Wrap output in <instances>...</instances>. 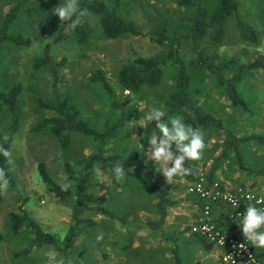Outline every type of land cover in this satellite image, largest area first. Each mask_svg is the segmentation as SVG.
<instances>
[{"label":"rangeland","instance_id":"374dc122","mask_svg":"<svg viewBox=\"0 0 264 264\" xmlns=\"http://www.w3.org/2000/svg\"><path fill=\"white\" fill-rule=\"evenodd\" d=\"M15 1L0 0V23ZM239 1L240 16L257 30L259 39L257 42L243 40L235 18H231L223 44H201L219 62L231 58L240 62L264 58V0ZM60 3L61 0H29L10 31L23 34L30 38L31 43L17 45L7 41L0 50V89L8 91L14 85L22 86L19 97V128L13 135L10 147L12 163H9L20 199L9 189L0 201V264H45V252L50 249L56 252L57 258L64 259L63 252L55 245L37 248L26 257H13L9 214L23 205L59 242L63 241L70 225L75 222L74 200L59 198L50 190V184L40 174L39 164L44 163L51 177L62 187L75 190L78 180L69 178L65 164L69 162L78 167V161L92 154L96 144L91 138L74 133L70 146L63 147L49 127H40L43 120L54 112L41 105V102L55 104L61 97L71 94L84 119L97 129L106 128L115 121L119 111L112 107L103 86L91 79L98 69L104 71L106 80L120 102L129 100L128 106L136 105L140 110V117L129 121L117 137L107 144V153H118L125 158L132 151L138 150L142 164L132 168L133 175H126L123 182L115 183L106 171H102L103 175L100 177L93 176L90 190L98 195H106L108 207L118 215L127 214V221L85 211L83 216L92 218L95 224L81 225L76 245L86 264H140L148 257L144 254L146 249L166 245L172 247L170 236L182 237L183 234L187 238L191 234V225L200 212V206L199 201L189 192V182L197 174L205 173L209 180L221 179L229 185L264 184V144L250 138L264 135V67L256 69L254 77L245 78L238 83V89L251 109L245 111L232 104L224 88L212 75L194 67L195 53L192 45L182 46L180 53L192 75V91L198 102L206 110L222 118L225 127L238 137L250 139L240 142L244 159L242 168L235 162L234 153L223 155L225 130H204L208 146L203 159L197 161L195 176L184 177L179 182L174 179L168 183L158 168L156 170L154 162L147 161L144 155L151 137L147 138L150 122L145 120V116L153 107L163 110L166 106L175 90L176 69L174 66H167L159 85L145 86L137 93L122 88L117 77L121 66L137 57L166 53V44L154 41L151 31L164 12L177 7V0H122L120 15L139 26L142 32L139 35L124 34L110 38L104 33L99 17L90 12L91 17L86 18L82 24L88 33V40L85 42H81L76 31L68 25L62 26L55 35L46 34V18ZM47 45L53 62L64 61L59 68L62 80L56 87L53 86V75L49 67H34L36 58L42 56ZM233 73L234 70L228 71L229 75ZM0 111L1 144V138L5 135L8 137L12 132V116L1 103ZM214 166L216 171L213 178H210V171ZM151 172L155 173L157 182L174 202L168 206L166 222L158 228L151 225L160 218L158 199L149 189L143 188L136 177ZM218 213L219 210H216V214ZM100 233H103V239L97 241ZM198 240L200 244H207L203 239ZM145 262L149 264L151 261L146 259Z\"/></svg>","mask_w":264,"mask_h":264},{"label":"trees","instance_id":"16d2710c","mask_svg":"<svg viewBox=\"0 0 264 264\" xmlns=\"http://www.w3.org/2000/svg\"><path fill=\"white\" fill-rule=\"evenodd\" d=\"M29 0H16L15 4L6 13L0 23V50L7 41L17 45H29L30 38L20 33H12L11 26L15 23L19 13ZM82 8H87L89 12L97 15L104 33L110 38H117L124 34L139 35L141 30L132 20H128L120 15L122 0H79ZM239 0H177V7L169 9L162 14L156 25L151 31L154 41L166 44V53L156 56H140L129 63L121 66L118 72L119 85L132 93L139 92L143 87H153L159 85L164 77L167 66H174L176 69L175 90L166 102L163 111L167 116L183 115L185 122L194 128L204 130H225V147L223 155L234 153L235 162L242 168L243 153L240 142L255 138L259 144H264V135H254L253 137H238L232 130L225 127L222 118L217 117L212 112L206 110L196 99L192 91V75L188 69L187 62L182 57L180 50L183 45H192L195 53L194 67L207 71L212 75L216 82L225 90L226 96L232 104L245 111H250L248 101L241 95L238 83L245 78L254 77V72L258 68L264 67V58L260 57L249 62H240L235 58L217 61L216 58L208 53L202 43L210 45H221L224 43L228 31L229 21L235 18L236 27L243 40L257 42L259 35L257 30L240 16ZM67 23H60L59 18L54 15L52 10L46 18V34L55 35L62 26ZM79 40H88V33L83 25L75 29ZM64 61L53 62L50 55V47L47 45L42 56L36 58L34 67L39 69L43 66L49 67L53 75V86H57L62 80L59 75V68ZM234 70L232 75L228 71ZM93 81L100 83L108 94L112 107L119 111L115 121L104 129H97L81 115V109L74 101L71 94L61 97L57 103L48 104L41 102V105L52 109L51 116L45 118L40 127H49L52 133L58 138L63 147L71 144L74 133L91 138L95 144V151L78 161V167L67 162L65 164L66 173L71 179L78 180L75 190L62 187L49 174L44 163L39 164V171L43 180L50 184V190L59 198L74 200L73 218L74 223L62 242L58 238L47 232L42 225L34 219L29 211L23 207L19 210L11 211L9 214L12 229V255L15 258L26 257L35 249L45 245H55L62 251L64 260H71L72 264H86L82 260L76 237L81 225H94L92 218L84 217L85 211H94L104 214L110 218L127 221V214L118 215L107 205L106 195H98L90 190V182L95 175L92 171L97 163L101 165L102 171L109 172L112 180L117 183L112 168L120 164L125 169L127 175H133L131 169L142 164V157L138 150H134L125 158L121 154H108L107 144L117 137L120 130L132 120L140 117L138 106H128L129 100L120 102L113 87L106 80L104 71L98 69L91 77ZM22 92L20 84L12 86L8 91L0 89V103L3 104L12 116V132L5 142L1 138V144L10 151L13 135L19 128V97ZM167 116L165 119H167ZM2 114L0 111V122ZM155 122H150L147 127V138L153 133H158ZM192 174L187 178L195 176L196 162H190ZM0 167H3L10 179L11 191L20 199V192L17 188L16 179L10 170L7 159L0 154ZM216 171L214 166L210 171V178H213ZM138 182L143 188L153 192L157 199V208L160 218L151 225L155 228L160 227L166 220L168 206L174 202L168 197L165 190L161 188L156 180V175L151 172L147 175H136ZM5 196H0V201ZM2 237L0 236V239ZM75 258V259H74ZM176 264H182L177 257Z\"/></svg>","mask_w":264,"mask_h":264},{"label":"clouds","instance_id":"9594fccd","mask_svg":"<svg viewBox=\"0 0 264 264\" xmlns=\"http://www.w3.org/2000/svg\"><path fill=\"white\" fill-rule=\"evenodd\" d=\"M53 11L60 23H67L72 30L82 25L86 18L91 17L89 10L82 8L79 0H61ZM166 116L165 111L156 107L147 112L145 120L155 122L159 132L153 133L148 139L149 146L144 155L147 161L154 162L156 170L158 168L168 183L173 182L174 179L179 182L180 179L192 174L189 163L202 160L208 145L205 142L204 131L186 123L183 115L167 116L165 119ZM3 139L6 142L7 135ZM0 154L7 159L8 163H12V153L3 144H0ZM92 171L97 177L103 175L99 163L93 166ZM112 172L117 182H123L127 175L120 164L115 165ZM10 187L7 172L0 167V196H6ZM261 202L257 200V204ZM238 224L246 241L254 248L264 249V207L249 204L243 213L242 222ZM102 239L103 233H100L97 241ZM45 256L47 257L45 264H72L71 260L66 262L63 258H57L56 252L51 249L45 252Z\"/></svg>","mask_w":264,"mask_h":264},{"label":"built area","instance_id":"2783aa9c","mask_svg":"<svg viewBox=\"0 0 264 264\" xmlns=\"http://www.w3.org/2000/svg\"><path fill=\"white\" fill-rule=\"evenodd\" d=\"M189 192L200 206L190 231L218 248L224 264H264V252L245 240L238 224L249 204L264 207V194L246 184L233 186L221 179L211 181L202 172L189 182ZM257 200L262 202L257 204ZM216 210L223 212L239 234L224 228L218 221L221 213L216 214Z\"/></svg>","mask_w":264,"mask_h":264},{"label":"crops","instance_id":"0c3cea01","mask_svg":"<svg viewBox=\"0 0 264 264\" xmlns=\"http://www.w3.org/2000/svg\"><path fill=\"white\" fill-rule=\"evenodd\" d=\"M246 185H249L259 193L264 194V184L260 186H253L250 184ZM220 213L221 218L218 221L222 223L224 228L238 233L236 227L226 219L225 215H223V212L219 211V214ZM179 237V235H172L169 237V240L173 242L172 247L166 245L161 247L154 246L146 249L147 252L144 254H147L148 257L145 258L144 261L140 264H147L145 262L146 259H149L151 261L149 264H176L177 257L180 258L182 264H224L221 261L219 249L208 243L206 240L205 242L207 244H200L198 238L203 239L200 236L191 232V234L187 238H185L183 234L182 237ZM186 245L188 247H186ZM256 249L264 252V249Z\"/></svg>","mask_w":264,"mask_h":264}]
</instances>
